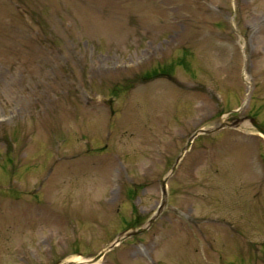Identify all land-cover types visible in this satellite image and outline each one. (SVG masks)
Listing matches in <instances>:
<instances>
[{"label": "rangeland", "instance_id": "374dc122", "mask_svg": "<svg viewBox=\"0 0 264 264\" xmlns=\"http://www.w3.org/2000/svg\"><path fill=\"white\" fill-rule=\"evenodd\" d=\"M245 115L264 124V0H0V264L95 258L198 128L99 264H264Z\"/></svg>", "mask_w": 264, "mask_h": 264}, {"label": "water", "instance_id": "95a60500", "mask_svg": "<svg viewBox=\"0 0 264 264\" xmlns=\"http://www.w3.org/2000/svg\"><path fill=\"white\" fill-rule=\"evenodd\" d=\"M245 120L248 121V123L260 134H262L264 136V128L258 124L253 118L247 116L245 117ZM198 132H201V130L196 131L193 135L195 136ZM206 133L209 131H205ZM190 140L187 142L186 146L184 147V149L187 148V146L189 145ZM184 149L181 150L180 155L177 157L176 162L178 161V159L181 157L182 153L184 152ZM176 164V163H175ZM175 165H173L171 172L174 170ZM165 181L166 178L164 180H162L161 182V189H162V199H161V203L158 207V209L156 210L155 214L150 217L141 227L135 229V228H129L125 231H123L122 233H120L118 235V237L115 240H121L122 238L128 237V236H132L135 234H138L140 232H143L152 222L153 220L157 217V215L159 214V212L161 211L162 207L164 206L165 202H166V191H165ZM110 247H113V244L111 246H109L107 249H109ZM106 249V250H107ZM106 250L101 251L98 255L95 256V258H93L91 261H89L90 263L95 262ZM63 264H82V263H77V262H72V261H68L65 262Z\"/></svg>", "mask_w": 264, "mask_h": 264}, {"label": "bare ground", "instance_id": "6f19581e", "mask_svg": "<svg viewBox=\"0 0 264 264\" xmlns=\"http://www.w3.org/2000/svg\"><path fill=\"white\" fill-rule=\"evenodd\" d=\"M71 260H73V261H77V262H84L85 260H83V259H81V258H74V259H71ZM85 264H87V263H85ZM89 264V263H88ZM94 264H97V262L96 263H94Z\"/></svg>", "mask_w": 264, "mask_h": 264}]
</instances>
